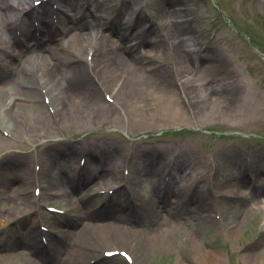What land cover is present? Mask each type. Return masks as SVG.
<instances>
[{
  "label": "rangeland",
  "instance_id": "obj_1",
  "mask_svg": "<svg viewBox=\"0 0 264 264\" xmlns=\"http://www.w3.org/2000/svg\"><path fill=\"white\" fill-rule=\"evenodd\" d=\"M20 1L8 0L14 9L7 20L0 14V89L9 100L19 98L26 89L20 58H14V39L4 27V21L22 15L16 11ZM24 1L32 6L46 3L39 18L50 23L57 36L49 46L61 56L58 90L67 85L80 60L83 64L91 59L90 53L70 56L71 36L68 42L66 34L72 24L83 23L89 31L100 25L105 31L108 25L116 32L112 38L126 33L129 45L141 41L137 51L163 74V84L148 86L138 97L155 108L163 94L174 97L176 103L140 113L135 101L125 104L118 98L112 103L118 90L115 85L113 91L103 90V103L97 107L103 110L100 114L86 104L73 120L57 123L46 118L36 130L21 128L0 114V157L17 154L16 174L25 167L34 178L23 187L26 194L20 197L24 200L18 199L16 207L10 192L19 185L13 181L15 171L0 170L2 180L8 181L0 187V264H25L31 257L23 246L20 224L6 221L7 206L27 230L37 227L35 243L50 248V235L56 237L60 221L66 223L60 227L67 234L73 233L79 221L91 222L90 215L101 212L109 198L122 202L120 192L132 196L134 204L154 210L158 222L178 229L158 239L138 235L143 221L131 222L129 230L86 229L85 264L100 259L101 264H191L196 250L184 245L188 234L200 241L204 251L220 254L221 264H263L264 0ZM164 5L176 11L175 19L161 12ZM132 24L136 28L125 31ZM134 30L141 32L140 38L136 39ZM180 51L188 55L182 59ZM7 72H11L8 80ZM170 90L172 94L167 93ZM108 105L110 110L105 108ZM45 146L49 164L42 167ZM154 152L161 157L157 159ZM40 182L63 187V194L49 187L43 190ZM236 190L238 196L233 194ZM200 194L205 196L207 211L195 210ZM239 207L246 213L236 222L228 210ZM199 216L209 218L195 221ZM194 223L199 225L193 228ZM231 225L237 228L235 235L228 233L235 229ZM116 226L122 225L116 222ZM61 238L66 241L64 234ZM56 256L66 257L65 253Z\"/></svg>",
  "mask_w": 264,
  "mask_h": 264
},
{
  "label": "bare ground",
  "instance_id": "obj_2",
  "mask_svg": "<svg viewBox=\"0 0 264 264\" xmlns=\"http://www.w3.org/2000/svg\"><path fill=\"white\" fill-rule=\"evenodd\" d=\"M34 5L36 7L30 5L24 0L20 1V8L16 11L22 13V15L7 22L3 20L5 23L4 27L14 39L12 45L16 51L14 58L15 60L20 58V73L23 77L22 79L24 80V87L26 88L22 93H20L19 98H14L12 100H9L6 92L0 89V114L8 122L17 123L21 128L36 130L44 125L46 118L56 120L57 123L73 120L76 114L81 113V110H84L83 106L86 104H92L94 108L100 107L103 103V90L109 89L110 91H113V87L115 85L118 86V90L112 99V103H117L118 98H120L125 104H131L135 101L134 106H136V110L140 113L144 111L147 113L155 110L157 111L164 106H172V104L176 103V99L174 97L168 96V94H163L161 97L162 100L159 101L161 108L160 106L155 108L154 105L149 103L146 99L143 100L138 97V94H140L143 89L148 88V86L149 88H155L163 84V74L157 69L152 68L150 64L146 63V56L137 51V47L142 45L141 41H138L133 45H129V43L125 41L126 33L112 38L113 36L111 35L116 32L112 27L109 28L108 25L105 26V31L103 30L102 25H100L98 29L93 28L89 31L87 30L88 27L83 23L72 24L66 34L68 42V38L71 36L70 40L72 44V53L70 56L76 57L77 55H88L90 53L91 59L89 62L85 61L83 64L80 60L77 65H75V70L72 72L71 76L67 78V85H62V91L58 90L55 82L57 81L58 75L62 69V65L60 64V62H62L61 56L59 57V54L49 46V44L53 42L52 40H54L56 35L55 32L52 31L50 23H46V21L40 22L39 16L42 14L40 10L41 8L46 10V3L44 1H39ZM13 9L14 8L9 5L8 0H0V14L3 18L7 20L8 14ZM161 12H163L165 17L169 19H175L177 17L176 11L174 9L170 10L166 5L162 6ZM36 17L39 18V21L36 20ZM31 18L39 23L34 24V22L31 21ZM179 22H182L181 24H183V21L181 20L176 21V23ZM135 28L136 27L133 24L128 25L125 28V31L131 29L133 30ZM100 29L102 31H100ZM134 31L136 39L140 38L141 32L138 33V30ZM17 33H20V38L17 36ZM156 42L153 44L155 50L158 48V44ZM26 47H30L27 52L24 51ZM6 52L9 54L8 51ZM181 53L182 59L184 58L183 55H188L185 51H182ZM7 73L8 75L5 77V79L7 78L6 80L10 79L9 75L11 72ZM0 80L2 81L1 74ZM167 93L172 94L171 90L167 91ZM104 98L106 97L104 96ZM111 107L112 105L105 106L107 110H110ZM99 109L100 108L95 109V112L98 111L97 114L103 113V110ZM47 148L46 146L43 147L44 150L41 155V161L44 165H41L42 167H46V165L49 164ZM12 153L13 152H9L3 157H0V170L5 173V171H10L13 168L15 171L13 181H16L17 185H19L11 188L10 192L13 197L14 205L19 207L20 203H18L17 200L23 199L20 197V194H26L23 187L28 184L30 179L32 182L34 178L32 177L33 175H29L28 172H26L27 169L25 167L20 170V173L16 174L17 170L15 168L17 167L16 162L18 161V155ZM153 154L157 155V159L161 157L160 154H156L155 152ZM83 163L86 162L83 161ZM249 171V174H253V171ZM2 178L3 177H0V187H5L8 181L2 180ZM244 181L245 179L243 182ZM67 182H70V180ZM243 182H238V186H244L245 184ZM40 183L43 184V190L52 189L58 195L63 194V187L54 188L53 184H50L48 185L50 189H48L44 182ZM238 186L236 188H238ZM238 192L239 191L236 190L233 194L238 196L240 194V192ZM120 193L123 195L122 202H119L117 199L113 200L109 198L106 203L107 205H103L101 212L90 215L91 222L83 223L77 221L79 225L74 227L73 233L67 234V229L64 230L60 227L62 225H66V223L64 221H60L59 225L55 228L56 237L50 235L49 244L52 245L50 248H47L46 246L43 247L37 242L35 243L34 238L39 235L37 227H32L27 230L25 223L22 222L23 220H19V218L14 216V210L11 209L10 206H7L5 214L9 217L6 221L9 219L15 220L18 225L20 224V232L24 230V232H21V235L24 237L23 239L26 243H22L23 246H26L27 250L31 253V257L27 259L25 264H36L37 261H40L43 264H85L86 261H84L82 257V240L86 233V229L105 227L104 230L113 229L117 231L115 228L121 229V227H126L129 230V227H132L131 222L140 223V221H143L145 225L141 231L137 232L138 235H152L156 239H158L162 233H173L178 229L171 224H162L158 222L154 210L151 211V209H148L146 206L141 204L138 206L132 201V199L134 200L132 196L130 197L128 194H123V192ZM163 193L168 194V191H163ZM194 203L196 211H207L204 194L197 195V199ZM199 212L196 214L200 215ZM228 213L232 217L235 216L237 222L238 218L246 212L243 211V208L239 207L236 209H229ZM88 216L89 213L87 217ZM206 218L209 217L199 216L197 220H194L198 222L199 220H206ZM23 219H26V217ZM111 222L114 223L112 224ZM116 222L122 226H116ZM195 225L198 226L199 224L194 223L192 227L194 228ZM229 227H235L233 232H228L230 235H235L237 231L236 226L231 225ZM25 230L27 231L25 232ZM63 234L66 241H63L61 238ZM43 237L46 236L43 235ZM185 238L186 239L183 240L184 245H187L189 248L192 247L191 249L194 248L196 250L193 259L190 260L191 264H221L222 261L220 254L204 251L200 241L198 239L196 240L191 238L189 234L186 235ZM98 250L99 249H96L95 251ZM62 253H65L67 258L65 257L63 260H60L56 255H61ZM22 254L25 253L22 252ZM248 260L251 262L254 258L251 259L250 256ZM261 260L262 262L264 261V259ZM101 263L102 260L100 259L92 263L87 262L86 264Z\"/></svg>",
  "mask_w": 264,
  "mask_h": 264
}]
</instances>
